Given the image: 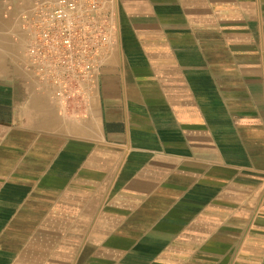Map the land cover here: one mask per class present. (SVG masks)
<instances>
[{"label":"crops","instance_id":"crops-1","mask_svg":"<svg viewBox=\"0 0 264 264\" xmlns=\"http://www.w3.org/2000/svg\"><path fill=\"white\" fill-rule=\"evenodd\" d=\"M35 1L0 0V264H264V0H110L70 99L27 68Z\"/></svg>","mask_w":264,"mask_h":264},{"label":"built area","instance_id":"built-area-1","mask_svg":"<svg viewBox=\"0 0 264 264\" xmlns=\"http://www.w3.org/2000/svg\"><path fill=\"white\" fill-rule=\"evenodd\" d=\"M113 16L110 0H37L21 14L27 68L41 92L69 99L96 88L114 47Z\"/></svg>","mask_w":264,"mask_h":264},{"label":"rangeland","instance_id":"rangeland-1","mask_svg":"<svg viewBox=\"0 0 264 264\" xmlns=\"http://www.w3.org/2000/svg\"><path fill=\"white\" fill-rule=\"evenodd\" d=\"M110 55V54H109ZM100 76V75H99ZM97 87V86H96ZM72 98V97H71ZM70 99V98H69Z\"/></svg>","mask_w":264,"mask_h":264}]
</instances>
